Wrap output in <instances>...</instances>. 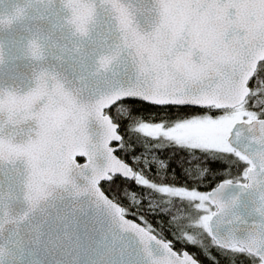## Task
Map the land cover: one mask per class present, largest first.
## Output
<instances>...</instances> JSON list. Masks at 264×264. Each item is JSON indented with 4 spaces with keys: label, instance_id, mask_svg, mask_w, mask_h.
Returning a JSON list of instances; mask_svg holds the SVG:
<instances>
[{
    "label": "water",
    "instance_id": "95a60500",
    "mask_svg": "<svg viewBox=\"0 0 264 264\" xmlns=\"http://www.w3.org/2000/svg\"><path fill=\"white\" fill-rule=\"evenodd\" d=\"M262 63L264 0H0V264H199L101 191L135 177L105 113L233 111ZM226 144L249 168L205 194L208 237L264 264V119Z\"/></svg>",
    "mask_w": 264,
    "mask_h": 264
},
{
    "label": "trees",
    "instance_id": "16d2710c",
    "mask_svg": "<svg viewBox=\"0 0 264 264\" xmlns=\"http://www.w3.org/2000/svg\"><path fill=\"white\" fill-rule=\"evenodd\" d=\"M250 96L240 107L264 119V63L248 84ZM225 112L181 108H154L140 102L117 104L105 114L118 127L121 143L116 156L153 187L207 194L220 183H245L249 166L233 152H208L174 146L168 141L139 134V125L170 128L195 117H217ZM80 163V162H79ZM104 195L121 208L122 215L169 243L175 253L187 252L199 264H259L240 249L222 251L208 234L195 227L196 212L185 200L169 198L135 179L113 178L100 185Z\"/></svg>",
    "mask_w": 264,
    "mask_h": 264
},
{
    "label": "rangeland",
    "instance_id": "374dc122",
    "mask_svg": "<svg viewBox=\"0 0 264 264\" xmlns=\"http://www.w3.org/2000/svg\"><path fill=\"white\" fill-rule=\"evenodd\" d=\"M259 118L258 114L248 113L243 108H238L217 117H211L210 115L195 117L170 128L143 124L139 125L136 131L144 136L168 141L174 146L225 153L231 152L226 144V135L231 127L235 123L250 122ZM134 179L138 185L151 188L169 198L182 199L190 203L197 215L195 227L208 234L207 222L214 212V208L208 203L205 195L185 190L153 187L138 175Z\"/></svg>",
    "mask_w": 264,
    "mask_h": 264
}]
</instances>
